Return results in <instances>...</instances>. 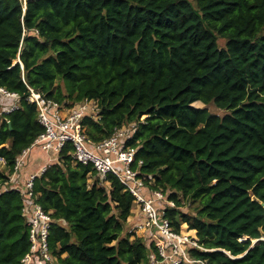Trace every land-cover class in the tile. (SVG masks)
Here are the masks:
<instances>
[{
    "label": "trees",
    "instance_id": "1",
    "mask_svg": "<svg viewBox=\"0 0 264 264\" xmlns=\"http://www.w3.org/2000/svg\"><path fill=\"white\" fill-rule=\"evenodd\" d=\"M26 84L66 106L94 100L97 119H83L93 142L136 125L126 146L172 202V231H193L191 258L264 264V0H27L25 11L0 0V86L19 96L0 118V185L43 131ZM71 149L33 180L54 264L158 259L153 239L129 232L134 196ZM21 207L17 190L0 191V264L29 250Z\"/></svg>",
    "mask_w": 264,
    "mask_h": 264
},
{
    "label": "built area",
    "instance_id": "2",
    "mask_svg": "<svg viewBox=\"0 0 264 264\" xmlns=\"http://www.w3.org/2000/svg\"><path fill=\"white\" fill-rule=\"evenodd\" d=\"M22 10L25 11L27 0H19ZM19 61V59H17ZM20 62V61H19ZM28 94L26 100L35 106L38 122L43 131L36 136L30 146L18 156L13 171L8 179L0 185V191L15 189L21 195V212L24 216L28 230L30 247L22 258V264H54V258L49 250L48 233L53 219L49 212H45L35 202L33 194V180L40 175L47 165L55 162L59 152L70 144V155L75 163L91 165L95 176L102 183L107 174L116 177L129 193L135 198L139 212L145 221L129 228V232L153 229L155 244L159 258L150 256L151 264H203L199 259L189 256L190 247L201 248L196 241L188 235H181L172 231L168 220L164 217V207L172 205L159 190L149 188L146 179L150 175L140 174V160H135V149L126 146L136 129L134 123L115 128L113 133L98 142H93L85 132L83 119L92 117L97 119V104L94 100L83 99L74 105L66 106L44 96L39 91L26 84ZM11 99L12 102H6ZM19 96L0 86V118L18 107ZM33 148L47 156L39 172L31 174L23 182L17 178L19 166L23 164L26 155ZM2 160V159H0ZM3 161V160H2ZM99 182V183H100ZM152 232V231H151Z\"/></svg>",
    "mask_w": 264,
    "mask_h": 264
},
{
    "label": "rangeland",
    "instance_id": "3",
    "mask_svg": "<svg viewBox=\"0 0 264 264\" xmlns=\"http://www.w3.org/2000/svg\"><path fill=\"white\" fill-rule=\"evenodd\" d=\"M218 44H219V46H223L224 45V40H222V39H219L218 40ZM6 102H9V103H11L12 102V100L11 99H8V100H6ZM195 107H206L211 113H215V114H218L219 116H222L224 113H225V111L224 110H221V109H219V108H217L213 103H209V104H203V103H201V102H197V103H195V104H193ZM39 150H37L36 148H33L32 150H31V152H30V154H29V156H28V158L31 156V153H33L34 155L35 154H39L40 153V151L38 152ZM43 155V154H42ZM28 158L26 159L25 158V160H24V162L26 163L27 161H28ZM41 159H37L36 160V164H33L32 166L35 168L36 166H38V164H40V163H46V161H45V159H43L42 157H40ZM23 162V163H24ZM24 165V164H23ZM0 169H3V161L2 160H0ZM38 172H39V170H38ZM37 172V173H38ZM9 177V176H8ZM151 184V183H150ZM150 188V187H149ZM150 189H152V188H150ZM132 208L134 209V208H137L138 209V205L136 204V203H134L133 204V206H132ZM181 209L183 210V211H188V210H190V209H188V207H187V205H185V206H183V207H181ZM132 210V209H131ZM190 212H191V210H190ZM143 217V214H141V218ZM142 221H145V217H143L142 218ZM133 227V226H132ZM152 231V232H151ZM138 233H141L140 231H138ZM148 233H154V231H153V229H149V230H145V231H143V236H144V238H143V240H144V242L148 245L149 244V241L150 240H152V239H155V234H152L151 236L148 234ZM149 235V236H148ZM181 235H188V236H191V237H193V231H191V230H186V231H183L182 233H181ZM154 243H155V241H154ZM155 246H157V247H159L158 245H157V243L155 244Z\"/></svg>",
    "mask_w": 264,
    "mask_h": 264
},
{
    "label": "crops",
    "instance_id": "4",
    "mask_svg": "<svg viewBox=\"0 0 264 264\" xmlns=\"http://www.w3.org/2000/svg\"><path fill=\"white\" fill-rule=\"evenodd\" d=\"M31 151H29V153L26 155V159L28 158L29 154H30ZM39 152V151H38ZM43 154V155H42ZM40 157H42L43 159H47V156L40 152L39 154H33L31 153V156L28 158V161L23 164H21L19 166V171H18V174L16 175L18 180L20 182H23L26 178H28L31 174H36L38 172V170L46 163H40L38 164V166H36L35 168L32 166L33 164H36V160L37 159H41ZM143 218V217H142ZM142 218H141V213L139 212V209L137 208H132L131 210V214L130 216L128 217L127 219V224L131 225V226H134V225H137L139 223L142 222ZM140 231V230H138ZM137 231V233H138ZM139 234V233H138Z\"/></svg>",
    "mask_w": 264,
    "mask_h": 264
},
{
    "label": "water",
    "instance_id": "5",
    "mask_svg": "<svg viewBox=\"0 0 264 264\" xmlns=\"http://www.w3.org/2000/svg\"><path fill=\"white\" fill-rule=\"evenodd\" d=\"M192 106H194L193 103H192ZM260 204H261V206H263V208H264V203L260 202ZM261 239H262V238H261ZM261 239H256V240L253 241V243L256 242L257 240H261Z\"/></svg>",
    "mask_w": 264,
    "mask_h": 264
}]
</instances>
